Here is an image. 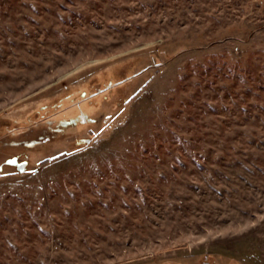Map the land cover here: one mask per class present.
Returning <instances> with one entry per match:
<instances>
[{"label": "rangeland", "instance_id": "1", "mask_svg": "<svg viewBox=\"0 0 264 264\" xmlns=\"http://www.w3.org/2000/svg\"><path fill=\"white\" fill-rule=\"evenodd\" d=\"M0 264H264V0H0Z\"/></svg>", "mask_w": 264, "mask_h": 264}, {"label": "trees", "instance_id": "2", "mask_svg": "<svg viewBox=\"0 0 264 264\" xmlns=\"http://www.w3.org/2000/svg\"><path fill=\"white\" fill-rule=\"evenodd\" d=\"M174 57H175V55H173V56H171V57H169V58H167V59H168V61H169L170 59H172V58H174ZM166 62H167V61H165L164 63H166ZM110 66H112V65H110ZM143 69H145V67H142V68H140L139 70H140V71H143ZM134 76H135V75H131V76H129L128 78H125V79H123V80L117 82L115 85H112V86H118V85H120V86L122 87V86H124L127 82L131 81L132 78H133ZM112 86H110V87H112Z\"/></svg>", "mask_w": 264, "mask_h": 264}, {"label": "snow or ice", "instance_id": "3", "mask_svg": "<svg viewBox=\"0 0 264 264\" xmlns=\"http://www.w3.org/2000/svg\"><path fill=\"white\" fill-rule=\"evenodd\" d=\"M7 163H15V160H9Z\"/></svg>", "mask_w": 264, "mask_h": 264}]
</instances>
